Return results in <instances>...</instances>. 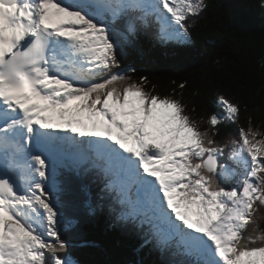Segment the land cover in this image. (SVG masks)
<instances>
[{
	"label": "snow or ice",
	"instance_id": "snow-or-ice-1",
	"mask_svg": "<svg viewBox=\"0 0 264 264\" xmlns=\"http://www.w3.org/2000/svg\"><path fill=\"white\" fill-rule=\"evenodd\" d=\"M207 6L206 0H0V264H75L58 255L68 245L50 191L52 152L61 142L74 144L109 178L123 209L119 220L147 225L146 242L168 248L176 241L191 264H264V232L257 226L258 234H248L257 202L264 205V133L251 118L239 128L231 156L241 168L239 182L226 189L218 178L235 173L220 164L224 149L180 101L147 92L146 76L120 87L131 80L121 57L141 28L155 19L161 40L189 42V18ZM119 21L125 27L118 35ZM105 72L112 74L92 82ZM219 103L226 115H211L212 128L238 124L239 106L223 96ZM55 109L63 110V130L81 139L49 131L56 125L45 113Z\"/></svg>",
	"mask_w": 264,
	"mask_h": 264
},
{
	"label": "trees",
	"instance_id": "trees-1",
	"mask_svg": "<svg viewBox=\"0 0 264 264\" xmlns=\"http://www.w3.org/2000/svg\"><path fill=\"white\" fill-rule=\"evenodd\" d=\"M207 8L191 24L193 46L156 49L143 42L141 52L127 50L121 57L130 67L131 80L148 77L146 91L180 101L201 131L217 143L229 141L239 128L252 126L264 131V0H207ZM135 69V72L131 71ZM119 70V69H118ZM185 84L180 89V84ZM225 97L240 108L239 123L224 121L215 129L211 115L224 117L219 103ZM56 193L61 214V238L68 248L58 255L75 264H173L166 252L139 232L128 229L98 193H82L83 186L72 181ZM82 189V190H81ZM95 197V198H94ZM92 203L94 206H92ZM111 203V204H110ZM263 212V205L256 206ZM264 221V219L262 220ZM262 225V224H261ZM170 255H172L170 253Z\"/></svg>",
	"mask_w": 264,
	"mask_h": 264
},
{
	"label": "rangeland",
	"instance_id": "rangeland-1",
	"mask_svg": "<svg viewBox=\"0 0 264 264\" xmlns=\"http://www.w3.org/2000/svg\"><path fill=\"white\" fill-rule=\"evenodd\" d=\"M127 120H130L131 121V119H128V118H127ZM262 133H264V131ZM258 204H259V202H257L256 206ZM263 212H264V208H263ZM193 219H195V218L193 217ZM254 219L256 220V224H252L253 225V229L254 228H257V226H258V230L260 232H264V221H262L264 219V213L261 212V214H259V215L256 214L255 217H254ZM256 234H258V232H253V230H252L251 235H256Z\"/></svg>",
	"mask_w": 264,
	"mask_h": 264
},
{
	"label": "bare ground",
	"instance_id": "bare-ground-1",
	"mask_svg": "<svg viewBox=\"0 0 264 264\" xmlns=\"http://www.w3.org/2000/svg\"><path fill=\"white\" fill-rule=\"evenodd\" d=\"M91 169V168H90ZM86 197L87 198H89V199H91L92 198V196H90V194L89 193H86ZM105 197V196H104ZM168 250H170V249H168ZM171 254H174V253H171ZM174 263V262H173Z\"/></svg>",
	"mask_w": 264,
	"mask_h": 264
}]
</instances>
